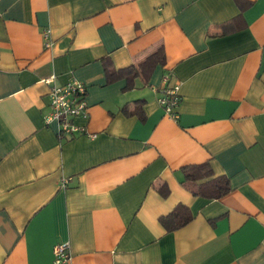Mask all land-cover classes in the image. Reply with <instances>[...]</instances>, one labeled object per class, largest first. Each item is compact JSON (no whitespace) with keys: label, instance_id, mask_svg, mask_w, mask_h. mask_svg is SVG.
Wrapping results in <instances>:
<instances>
[{"label":"crops","instance_id":"0c3cea01","mask_svg":"<svg viewBox=\"0 0 264 264\" xmlns=\"http://www.w3.org/2000/svg\"><path fill=\"white\" fill-rule=\"evenodd\" d=\"M71 80L87 115L67 134L43 117ZM61 244L70 264H264V0H0V264Z\"/></svg>","mask_w":264,"mask_h":264},{"label":"built area","instance_id":"2783aa9c","mask_svg":"<svg viewBox=\"0 0 264 264\" xmlns=\"http://www.w3.org/2000/svg\"><path fill=\"white\" fill-rule=\"evenodd\" d=\"M49 30L44 33V44L46 47L51 45ZM169 76L163 80L168 83ZM85 85L78 80H71L63 85H52L49 90L50 110L43 117L45 125L52 122L57 123L60 133L72 134L84 132L80 127L72 122L74 118L86 117ZM181 97L179 85L167 88L164 95L160 97L159 103L165 113L173 119L178 118L176 108L179 106ZM65 184V182H64ZM70 254L68 244L57 245L54 248V259L52 264H70Z\"/></svg>","mask_w":264,"mask_h":264},{"label":"trees","instance_id":"16d2710c","mask_svg":"<svg viewBox=\"0 0 264 264\" xmlns=\"http://www.w3.org/2000/svg\"><path fill=\"white\" fill-rule=\"evenodd\" d=\"M134 67L130 66L125 69H108V78L109 79H114L118 75H129L130 73L133 72V75L135 74ZM132 75V76H133ZM194 170H184L185 174V184L187 186H193V184L200 178L207 177L212 174L211 169L208 167L207 164H203L201 166L193 168ZM201 170V173L197 175V172ZM229 183L228 180L225 178H219L216 180L210 181V188H209V193H210V198L211 199H216L220 198L221 196L225 195L229 191ZM200 187L199 186H193L191 189V192L194 195L200 196ZM206 196V195H205ZM207 197V196H206ZM161 225L165 228L167 232H173L176 231L183 226H185L189 222V217H184L180 216L178 210L171 212L168 216L161 217L159 219Z\"/></svg>","mask_w":264,"mask_h":264}]
</instances>
